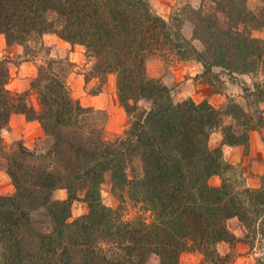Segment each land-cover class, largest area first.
<instances>
[{"label": "trees", "instance_id": "obj_1", "mask_svg": "<svg viewBox=\"0 0 264 264\" xmlns=\"http://www.w3.org/2000/svg\"><path fill=\"white\" fill-rule=\"evenodd\" d=\"M220 1L217 11L229 19L225 29L216 15L193 10L194 35L204 44L199 51L183 36L181 23L157 15L149 0H0V35L7 46L30 50L49 33L82 46L95 61V75H116L128 116L122 136L105 140L101 129L87 130L82 117L88 109L50 63L40 66L31 82L38 108L26 92L7 88L9 73L0 63V151L2 130L22 114L53 138L62 166L53 171L8 158L15 191L0 196V264H146L153 255L160 264H178L185 251L199 252L210 264H226L229 255L221 256L216 246L237 242L226 224L232 218L245 228L246 242L264 244V185L248 188L226 178L233 168L221 148L210 146L218 130L223 144H246L249 131L264 127V117L251 124L233 103L224 110L206 101L176 103L171 89L146 70L156 56L196 60L208 74L215 67L229 75L255 72L264 59V41L248 35L246 27L262 28L264 18L249 11L246 0ZM225 117L240 122L241 136L224 125ZM213 176L221 179L219 186L209 183ZM107 178L119 201L116 208L102 201ZM59 189L67 190L65 200L54 199ZM125 199L140 204L144 213L126 218ZM76 201L86 202L88 211L72 220ZM40 209L50 222L48 231L35 226L33 213ZM258 263L264 264V257Z\"/></svg>", "mask_w": 264, "mask_h": 264}, {"label": "rangeland", "instance_id": "obj_2", "mask_svg": "<svg viewBox=\"0 0 264 264\" xmlns=\"http://www.w3.org/2000/svg\"><path fill=\"white\" fill-rule=\"evenodd\" d=\"M220 0H149L152 10L165 20L177 19L181 23V32L199 51L204 44L194 35L196 16L193 10L201 9L206 15L213 14L219 19L222 28H227L229 19L217 11ZM194 4H196L194 6ZM246 7L264 18V0H246ZM246 32L254 38L264 41V26L246 27ZM29 49L19 45L7 46L5 38L0 35V63L6 65L9 73L7 88L13 93L26 92L28 100L35 108L39 106L37 92L31 88V82L37 76L40 66L51 64L53 70L61 77L71 96L88 109L82 117L87 130L101 129L105 140L113 141L121 137L128 126L126 115L117 95L116 75L106 77L93 73L94 59L87 56L85 49L79 45H71L56 34H45L41 43H31ZM147 74L159 79L171 89L174 102L193 100L196 103L206 101L216 109L224 110L230 103L239 105L246 117L255 124L258 116L264 117V59L255 72L229 75L215 67L211 73H204L202 65L196 60L171 61L159 57H151L146 63ZM263 91V97L259 92ZM141 108H149L146 102ZM260 111H262L260 113ZM19 116V117H18ZM18 117V118H16ZM246 118V119H247ZM242 121V119H241ZM224 125L231 126L236 135L243 134L244 127L231 117L224 118ZM255 136L256 139H254ZM2 150L0 151V196L12 195L15 191L8 175V158H17L27 164L48 165L53 171L62 167L53 152V138L44 133L40 123L27 120L22 114L14 115L8 126L1 132ZM222 130L215 132L210 138L212 148H221L224 162L233 168L226 178L242 184L243 187L260 188L264 185V127L249 131L246 144L228 146L223 144ZM254 141L259 142L254 145ZM231 147V148H229ZM24 150V151H23ZM30 154L29 156H27ZM212 186H219L218 176L210 178ZM82 192L81 194H83ZM67 190L54 192V199L65 200ZM103 203L116 208L119 201L112 193L109 178L101 186ZM125 215L131 219L143 214L142 206L125 199ZM88 211L86 202L73 203L71 219L74 220ZM44 209L33 213L36 228L42 231L51 229ZM229 231L237 238L233 245L221 242L216 250L221 256L229 255L226 264H259L264 257V244L259 240L252 244L245 241L246 230L237 218L226 222ZM146 264H160L159 258L151 256ZM178 264H210L197 251H185Z\"/></svg>", "mask_w": 264, "mask_h": 264}, {"label": "crops", "instance_id": "obj_3", "mask_svg": "<svg viewBox=\"0 0 264 264\" xmlns=\"http://www.w3.org/2000/svg\"><path fill=\"white\" fill-rule=\"evenodd\" d=\"M195 1H196V3H197V0H194V3H195ZM200 1V3L202 2V0H199ZM196 4H194V6H195ZM19 117V116H18ZM18 117H16V118H18ZM252 137L254 138V139H256L255 138V136H253L252 135ZM254 145L256 146V145H258L259 146V142H257V141H254ZM229 148H231V147H229Z\"/></svg>", "mask_w": 264, "mask_h": 264}]
</instances>
